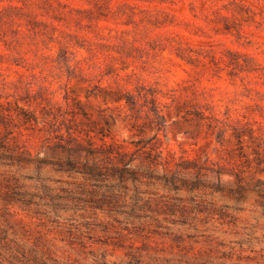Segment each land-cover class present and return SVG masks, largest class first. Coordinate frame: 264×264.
Segmentation results:
<instances>
[{"label": "rangeland", "instance_id": "obj_1", "mask_svg": "<svg viewBox=\"0 0 264 264\" xmlns=\"http://www.w3.org/2000/svg\"><path fill=\"white\" fill-rule=\"evenodd\" d=\"M8 101L50 115L0 165V264H264V0H0ZM69 132L153 144L175 185L87 180Z\"/></svg>", "mask_w": 264, "mask_h": 264}, {"label": "trees", "instance_id": "obj_2", "mask_svg": "<svg viewBox=\"0 0 264 264\" xmlns=\"http://www.w3.org/2000/svg\"><path fill=\"white\" fill-rule=\"evenodd\" d=\"M47 110L42 118L35 112L24 110L18 104L13 106L11 101L0 102V165L13 166L16 163L28 162L32 160V153L28 149H22L21 143L15 135L16 127L26 125L28 127L45 125L49 117ZM19 124H16V121ZM66 142H59L57 149L63 151L67 159L69 169L76 170L83 174L87 180H98L103 176V162L107 159L114 165V171L118 173L121 180L132 178L139 181L142 178L165 179L166 182L175 185L174 175L164 174L162 177L156 174V170L161 161V152L155 146L136 144L132 151L125 149L122 144L115 141H106L97 145L90 139H84L80 135L71 134ZM27 154V155H26ZM58 162V165H62ZM132 163H136L134 169H130ZM17 259L20 263H30L29 256L22 255ZM34 261H39L34 259ZM34 264H43L35 262Z\"/></svg>", "mask_w": 264, "mask_h": 264}]
</instances>
